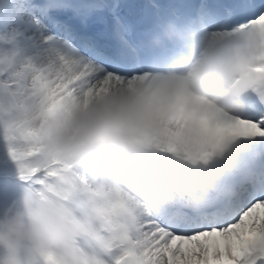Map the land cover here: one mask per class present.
Here are the masks:
<instances>
[{"label": "snow or ice", "instance_id": "6c2138e0", "mask_svg": "<svg viewBox=\"0 0 264 264\" xmlns=\"http://www.w3.org/2000/svg\"><path fill=\"white\" fill-rule=\"evenodd\" d=\"M125 7L0 0V207L41 195L78 211L82 230L44 264H264V0ZM99 12L110 38L88 32ZM170 23L190 51L151 47ZM205 44L233 101L188 70ZM96 102L108 115L92 131L122 149L112 171L32 162L58 108Z\"/></svg>", "mask_w": 264, "mask_h": 264}, {"label": "clouds", "instance_id": "9594fccd", "mask_svg": "<svg viewBox=\"0 0 264 264\" xmlns=\"http://www.w3.org/2000/svg\"><path fill=\"white\" fill-rule=\"evenodd\" d=\"M185 31L167 24L162 28L163 41L154 40L151 47L160 48L166 43L190 51ZM188 70L199 73V82L209 94L234 100L232 93L228 97L221 95L227 88L228 67L207 44L199 49ZM129 96L126 90L113 94L110 98L113 114ZM224 107L230 111L241 110L231 102ZM107 115L103 102L93 103L87 109L71 105L58 108L45 125L39 154L32 162L44 165L59 160L72 168L112 171L120 163L121 146L114 139L92 131ZM82 228L83 220L73 207L41 195L18 196L0 207V264H44L48 254L60 251Z\"/></svg>", "mask_w": 264, "mask_h": 264}, {"label": "bare ground", "instance_id": "6f19581e", "mask_svg": "<svg viewBox=\"0 0 264 264\" xmlns=\"http://www.w3.org/2000/svg\"><path fill=\"white\" fill-rule=\"evenodd\" d=\"M151 3H160V4H167L172 3L173 0H148ZM200 1V0H199ZM113 2V0H110ZM120 3L125 5H131L133 7H125L121 10V15L125 16L128 19H132V12L134 11L135 7L138 6L142 0H119ZM209 3L217 2V0H208ZM89 21L92 22V25L88 23V32L89 34H103L105 37H111V26L112 21L111 17L107 12H99L95 16H93Z\"/></svg>", "mask_w": 264, "mask_h": 264}]
</instances>
